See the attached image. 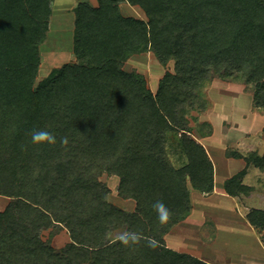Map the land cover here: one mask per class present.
<instances>
[{
	"label": "trees",
	"instance_id": "1",
	"mask_svg": "<svg viewBox=\"0 0 264 264\" xmlns=\"http://www.w3.org/2000/svg\"><path fill=\"white\" fill-rule=\"evenodd\" d=\"M53 2L0 0V196L10 200L0 211V264H208L165 243L192 211L189 185L214 190L213 162L186 107L219 78L252 88L264 110V0L81 2L77 62L36 84ZM123 3L148 20L125 16ZM148 52L175 62L156 93L124 69ZM33 129L52 132L57 144L34 145ZM170 151L184 163H171ZM246 161L264 171V155ZM105 175L120 178L119 195L135 201L134 211L110 202ZM237 179L226 185L232 196ZM158 200L173 213L166 224L152 207ZM247 217L264 228V211ZM59 228L70 236L61 248L42 237ZM117 231L141 232L153 245L126 247L110 238Z\"/></svg>",
	"mask_w": 264,
	"mask_h": 264
},
{
	"label": "rangeland",
	"instance_id": "2",
	"mask_svg": "<svg viewBox=\"0 0 264 264\" xmlns=\"http://www.w3.org/2000/svg\"><path fill=\"white\" fill-rule=\"evenodd\" d=\"M80 1L82 0H67V2L54 0L50 30L46 41L41 46L42 63L36 84L48 77L53 70L61 68L64 64L77 62L73 53L75 36V13L73 11V5L77 6L76 4L80 3ZM88 2L92 5H97V0H89ZM121 11L125 16H133L145 21L148 20L145 12L139 6L123 3L121 5ZM124 69L128 72H137L143 75L147 80L148 88L154 93L157 92L162 79L168 71L176 72L174 61L169 62L168 65H163L154 52L143 53L132 57L125 63ZM201 94L198 92L200 98L196 99L193 105L186 107V115L189 122L188 128L194 138L198 134L210 136L214 134L213 132H216L215 138L217 142L227 141L231 139L227 135L228 129L234 127L235 131L233 133L235 135L232 134L231 141H235V136L238 134V141L243 145L241 144V147L237 148L238 150L230 148L228 154L241 155L239 153L240 151L244 154L243 159L247 160L250 158L256 152L255 148H259L262 142L259 144L253 142L249 146L247 145L250 140L249 137H254L252 133H256L254 131L261 130L264 127V110L255 109L252 88L249 89L245 84L233 79L221 80L214 78L203 88ZM257 112L262 115H259ZM254 113H257V116ZM240 130L242 133L246 131L250 132L247 139H243V134L239 132ZM259 135L261 136L262 134ZM234 152L238 153L235 154ZM169 159L174 165L180 166L184 163V160H180L173 151H170ZM101 180L110 188L109 200L111 203L126 211H134L136 206L135 201L124 199L119 195V177L105 175L102 176ZM252 182L259 186V192H261L263 190L261 185L264 183V175H256L255 178H252ZM189 187L191 192L196 191L191 184ZM9 202L10 200L8 198L0 196V211H3ZM208 222L209 224H213L212 219H209ZM175 227L173 229V235L166 237L168 240V244L166 245L169 247L174 244V241H177L175 237L181 230ZM207 229L210 230V226ZM119 232L121 231L113 232L110 238L113 239L115 234ZM42 237L44 240L51 241L52 245L57 248H61L70 242L69 233L65 228H59L56 231L46 230L42 233ZM165 243L167 242L165 241ZM190 243H192L191 238ZM213 258L215 257L213 256Z\"/></svg>",
	"mask_w": 264,
	"mask_h": 264
},
{
	"label": "crops",
	"instance_id": "3",
	"mask_svg": "<svg viewBox=\"0 0 264 264\" xmlns=\"http://www.w3.org/2000/svg\"><path fill=\"white\" fill-rule=\"evenodd\" d=\"M88 1L82 0L80 3ZM61 2H67V0H61ZM73 6L74 11L76 6ZM234 131V127L228 129L227 135L231 139L235 135ZM254 132L256 133L252 134L256 138L249 137L247 145L262 142L255 150L256 152L259 150L257 154L263 156L264 127ZM213 133L210 136L198 134L195 138L205 146L213 162L214 190L211 193L197 189L191 192L189 187L192 211L185 220L176 225L175 228L178 227L181 230L175 237L177 241L168 247L200 258L208 264H264V228L251 225L247 217L253 210L264 211V183L261 185L263 190L259 192V186L252 182V178L256 175L263 176L264 171L254 164L248 165L242 158L244 154L240 151V156L238 152H234L237 155L228 154L230 148L238 150L237 148L241 147L242 143L238 141V134L235 136V141L229 139L217 142L216 132ZM242 134L243 139H247L250 132L246 131ZM236 178H238L237 182L231 187L235 188L237 194L232 196L228 193L226 185L228 181ZM245 187L248 191L244 189ZM209 219L213 220V224H209ZM208 226L210 230L207 229ZM173 229L166 234L165 238L173 235ZM165 241L168 244L167 238Z\"/></svg>",
	"mask_w": 264,
	"mask_h": 264
},
{
	"label": "clouds",
	"instance_id": "4",
	"mask_svg": "<svg viewBox=\"0 0 264 264\" xmlns=\"http://www.w3.org/2000/svg\"><path fill=\"white\" fill-rule=\"evenodd\" d=\"M30 136L31 142L34 145L57 144V137L55 136V134L44 129H33L30 133ZM59 143L66 146L68 144V138L66 136L61 137ZM152 207L157 215V220L160 224H166L170 221L173 213L163 201L158 200L154 202ZM114 239L121 242L126 247L139 245L141 241H144L145 246L151 247L153 245L152 238L145 237L141 232H119L115 234Z\"/></svg>",
	"mask_w": 264,
	"mask_h": 264
}]
</instances>
